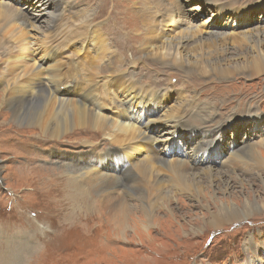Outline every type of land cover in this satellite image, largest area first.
Instances as JSON below:
<instances>
[{"label":"bare ground","instance_id":"1","mask_svg":"<svg viewBox=\"0 0 264 264\" xmlns=\"http://www.w3.org/2000/svg\"><path fill=\"white\" fill-rule=\"evenodd\" d=\"M93 1L96 0H0V25L12 26V29L18 30L19 35L12 47H0V51L5 53L0 57V87L4 93V103L12 110L15 123L35 125L54 138L75 128H81L82 132L93 129L106 138V148L78 157L70 164L72 176L56 178L45 206V211L47 214L51 211V216L37 218L48 227V231L40 230L41 227L24 214L18 216L16 221H11V230L18 226L34 230L37 235L36 245L41 249H50L56 246L55 242H51L54 237H50L53 230L62 229L63 233L67 228L68 231L82 227L89 230L95 215L103 213V216L108 215L111 222L115 223L114 229L127 239V230L132 225L136 230L140 226L147 227L160 208H163L162 214L168 220H176L178 208L173 207L172 203L179 200L176 198L179 192L187 193L198 203L195 205L197 208L205 210V213H200L204 222L201 225H197L199 221L193 223L194 220L188 215L190 212L187 213L190 220L185 221V225L193 227L192 233L198 231L195 225L202 228L206 224L212 229H219L249 218L251 213L260 208L256 201L246 199L243 208L235 207L234 198H230L227 193L234 186L221 172L214 170V162H211L223 149L225 129L222 126L225 123L220 122L218 128L212 130L215 120L207 110L201 109L187 116L193 104L171 105L167 98L172 90H160L166 82L165 78H161L166 75L162 65H178L182 70L186 66L198 67L205 75L214 72L220 76L231 74L233 69L222 65L230 60V52L220 46L237 38L239 34L218 36L216 31L219 27L228 28L226 23L230 21L235 33L238 27L247 22L251 13L244 7V3L248 6L254 2L237 1L232 9L223 0H198L200 6L195 8L193 4L197 0H188L185 6L179 0H152L157 5V12H149V9L144 8L143 17L140 11L137 12L144 21L146 36L151 37L146 41V38L138 35L139 47L134 41L133 26L115 14L112 25L104 28L111 34L108 39L99 29L94 28L93 19L88 16L89 11H84L80 22L73 21L69 25L64 39L65 52L61 51L59 40H51L50 34H44L45 31L42 32L37 26L47 24L49 29L56 21L67 22V18L76 16L78 3H86L88 9L87 4ZM51 5L59 9L57 16L48 12ZM260 5L264 7V0ZM20 6H25L27 11L24 12ZM203 8L210 13L211 21L203 20ZM185 15L190 19L184 20ZM49 16H54L56 20L49 22ZM152 17L157 20L158 35L169 33V27L181 29L187 35L175 36L174 39V36L164 34L157 40V36H151L156 33ZM126 26L133 30L131 34H126V43L122 46V31ZM206 32L210 38H200ZM254 35L257 38L242 36V40L250 47L253 59L245 60L247 65L240 69L247 67L252 74L259 75L264 73V42L261 37L264 34L259 32ZM4 42H7L5 37ZM109 44L111 47H108ZM129 44L135 50L132 62L121 52V48ZM138 48L141 54L137 53ZM213 54H217V58ZM138 55L141 58L137 59ZM142 56L146 58L142 60ZM136 61L143 63L142 70L147 71L145 76L130 70L129 65L136 64ZM252 118L245 120V124L252 127L262 120L258 116ZM154 130H158L159 134L154 133ZM200 135L202 138L197 139ZM181 136L186 139L184 142ZM254 145L244 140L238 145L235 139L228 144L227 153L231 156L223 163L228 164L230 171L224 174L229 179H235L234 185H241L244 180L239 171L250 174L260 170L259 164L264 165L261 158H254L257 152ZM189 147L191 154H187ZM174 151L177 153L173 154ZM249 157L252 158V166L244 165V160ZM252 178L264 182L259 175ZM72 194L84 195L87 200L93 201L89 204L92 209L84 213L94 211V215L80 214L81 211L76 210L62 211L60 207L66 204L65 200L71 198ZM131 197L138 203H129ZM134 212H138V216ZM178 215L183 217V214ZM54 219L57 221L54 222ZM156 230L159 232L158 228ZM19 233L26 232L22 230ZM46 238H50L49 244L45 242ZM245 247L251 250L252 244L246 243ZM23 253L24 249L7 250L2 257L3 252L0 250V264H12L15 259L14 264H18ZM250 262L254 260L250 258Z\"/></svg>","mask_w":264,"mask_h":264},{"label":"rangeland","instance_id":"2","mask_svg":"<svg viewBox=\"0 0 264 264\" xmlns=\"http://www.w3.org/2000/svg\"><path fill=\"white\" fill-rule=\"evenodd\" d=\"M4 1L9 2V0ZM187 1L179 0L180 4H184L183 6L187 4ZM237 1L244 3L243 0H223L222 2L228 3V6L233 9ZM248 1L254 3H249V7L244 3V7L248 8L251 13L247 22L242 25L243 27H238L233 33L232 26L234 25L227 21L228 26L226 27L228 28L219 27L216 31L218 36L239 34L237 38L230 39L228 43L219 45L222 49H228L230 52V60L222 65L224 68L233 69L232 73L227 76H220L217 72L205 75L200 72L198 67L186 66V69L182 70L178 65L172 67L162 65L166 75H162L161 78H165L166 82L165 87L160 91L172 90L167 98L171 105L178 103L193 104L187 116L194 115L195 111L201 109L207 110L212 119L215 120L211 128L214 131L220 122L225 123L222 126L225 129L223 149L211 160L214 162L213 168L215 171L221 172L222 176L226 180H230L234 186L227 193L230 198H234L235 207L243 208L245 200L250 199V202L256 201L260 208L241 222L227 224L219 229H212L206 224L202 228L195 225L194 228L198 231L192 233L193 227L185 225V221L190 220L186 216L187 213L190 212L188 215L190 218L192 217L191 220H194L193 223L199 221L197 225H201L204 222L200 213H205V210L197 208L195 205L198 203L187 193L179 192L176 193V198L179 200L172 203L173 207L178 208L176 220L174 218L168 220L162 214L163 208H160L156 210L150 225L142 228L141 226L137 227V230L132 225L127 230V239H125L124 235L119 234L114 229L116 225L111 222L110 217L108 215L103 216L102 213L98 216L95 215V220L89 230L83 229V227L74 228L70 231L67 228L65 233L62 229L53 230L50 237H54L51 242H55L56 246L50 249H41L36 245L37 235L34 230L21 229L19 226L11 230L13 229L10 224L11 221H16L18 216L24 214L29 220L36 222L38 227H41L40 230L48 231V227L38 221L37 218L44 219L51 216V211L47 214L45 206L48 201L47 196L50 195L51 187L55 184L56 178L72 176L69 169L70 164H73L78 157L106 148V138L94 132L93 129L82 132L81 128L72 129L60 137L54 138L35 125L15 123L12 110L4 103V93L0 87V250L3 252L2 257L7 250L20 251L24 249L25 253L19 257L18 264H264V182L261 183L259 178H252L259 175L264 181V170L261 172V167L264 169V165L259 164L260 170L250 174L248 172L243 174L239 171V175L244 180L241 185H234L235 179H229V176L224 174V172L230 171V167L223 163L226 158L231 156L227 153V147L233 139L238 145L243 140L250 141L252 145L255 144L257 152L254 158H261L264 161V136L261 137L264 127V73L254 75L247 67L240 69V67L247 65L245 60L252 61L253 59L250 47L242 40V36L247 35L255 39L257 38L255 33L264 34V7L260 5L262 0ZM12 4L16 5L15 2ZM85 4L78 3L76 16L67 18V22L56 21L49 29L47 24H37L38 28L40 27L39 30L45 31L44 34H50L51 40L61 42L62 52L66 50L64 39L70 23L73 21L80 22L79 20L85 14L84 11H89L88 16L93 19L94 28L99 29L108 39H110L111 34L104 28L112 25L113 14L119 16L123 22L131 24L134 30L126 26L122 31L124 38L122 46L126 43V34H131V30H133L134 41L138 47L140 45L138 35L146 38V41L147 38H151L146 36L144 21L139 18L137 12L140 11L142 17L145 14L144 8L149 9V12H157L155 2L149 3L146 0H96L87 4L88 9ZM193 5L195 8L200 6V3L197 0ZM20 7L24 9L25 6ZM137 7L139 8L137 9ZM203 10L205 12L203 20L209 19L208 21H211L212 17L208 10L205 8ZM25 11L27 9H24ZM48 12L57 16L59 9L55 5H51ZM157 15L159 14L157 13ZM54 16L48 17L49 22L52 23L56 20ZM152 18L151 21H154V25H156L157 20L155 21L154 18L152 20ZM183 19L188 20L190 17L185 15ZM89 24L91 25V22ZM218 25L225 26L223 24ZM11 27L0 25V47H12L14 41L18 39V30ZM167 30L169 33H162L160 37L156 25V33L151 36H157L156 39L159 40L164 34L169 37L174 36V39L178 36L187 35L178 28L169 27ZM222 33L224 34L222 35ZM4 37L7 42H4ZM261 37L264 42V35ZM200 38L210 37L206 32ZM231 40L235 42L232 43ZM108 47L111 45L109 44ZM262 47L264 48V44ZM15 49H17L16 46ZM4 50L7 51V48ZM121 52L132 62L131 58L134 56L135 50L131 44L122 47ZM137 53L141 54L139 48ZM4 55L5 53L0 51V57ZM244 55H247L248 58ZM213 57L217 58V54H213ZM136 58L139 59L141 56L138 55ZM145 58L146 56H142V60ZM135 66L139 67L135 68ZM235 66H239L237 67L239 69ZM129 67L132 72L142 73L143 76L147 72L142 70L144 65L141 61H136V64H131ZM210 76L213 77L210 78ZM186 85L191 87L187 88ZM253 116H258L262 120L260 124L250 127L249 124H245V120H252ZM157 131L154 130V133L159 134ZM200 136L197 139L202 138V135ZM180 139L182 142L186 140L184 136H181ZM176 153V151L173 152V154ZM191 153V147H189L187 154ZM251 159L249 157L244 160V165L252 166ZM66 182H68V178H66ZM216 183L218 184L217 181ZM166 189L168 190V186ZM70 197L65 200L66 204L60 207L62 211L76 210L77 212L81 211L80 214L94 215V211L84 213L92 209L90 205L93 201L87 200L84 195L72 194ZM75 199H79V201H75ZM130 202L138 203L133 197L130 198ZM85 206L90 208L87 209ZM97 206L98 204H96ZM134 213L138 216V212ZM73 214L74 212L71 213V215ZM178 214H183V217L180 218ZM196 215H198V220L195 221ZM56 221L54 219V222ZM90 228H92L91 231ZM157 228L159 232H157ZM22 230L26 233L18 234ZM45 242L49 244L50 238H46ZM249 242L252 244L251 250L250 247H245L246 243ZM26 250L28 251L26 252ZM250 258L254 262L251 263ZM15 260L12 264L15 263Z\"/></svg>","mask_w":264,"mask_h":264}]
</instances>
